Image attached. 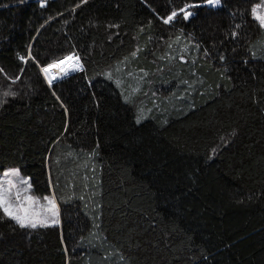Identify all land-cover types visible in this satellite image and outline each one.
Masks as SVG:
<instances>
[{"label":"trees","instance_id":"16d2710c","mask_svg":"<svg viewBox=\"0 0 264 264\" xmlns=\"http://www.w3.org/2000/svg\"><path fill=\"white\" fill-rule=\"evenodd\" d=\"M186 2L0 0V174L60 214L0 212V264H264V0Z\"/></svg>","mask_w":264,"mask_h":264},{"label":"snow or ice","instance_id":"6c2138e0","mask_svg":"<svg viewBox=\"0 0 264 264\" xmlns=\"http://www.w3.org/2000/svg\"><path fill=\"white\" fill-rule=\"evenodd\" d=\"M81 2L83 3L84 0H81ZM204 4L210 7H218L222 4V0H190V2H186L183 7L173 9L163 22L165 24L171 23L178 14H182L183 19L187 21L197 14L194 9ZM40 5L44 7L45 0H40ZM261 7H264V5H253L251 15L253 19L259 23V26L264 28V13L259 11ZM110 27H116V25H110ZM235 27L239 29L241 25L237 24ZM231 35L235 37L237 36V32L233 31ZM177 39H179V37H177ZM29 48H31V45ZM205 52L207 54V50H205ZM29 55H31L30 52ZM133 55H136V53H133ZM181 58L183 59V57ZM19 59L24 61L26 58L21 55ZM220 59L223 60L224 57L221 56ZM82 67L79 55L71 53L64 56L62 59L40 66V72L51 87L57 75H67L70 69L75 70ZM0 71H2V69H0ZM107 75L109 79L112 78L111 74ZM129 75H131V73H129ZM144 75L146 76L147 73L145 72ZM10 79L15 83L20 79V76L10 77ZM133 91H135V89H133ZM53 94L55 95V92ZM16 95L17 92L13 91L11 86H9L7 90L0 93V106L7 102L3 97H15ZM142 119L143 113L141 112V114L137 116L136 122L140 123ZM30 181L31 178L23 177L20 170L17 168L4 170L3 176L0 177V212L8 219L14 221L21 229H36L37 227L59 224L60 214L55 196L45 195L42 198L43 202H41L40 197L31 194L33 186Z\"/></svg>","mask_w":264,"mask_h":264},{"label":"rangeland","instance_id":"374dc122","mask_svg":"<svg viewBox=\"0 0 264 264\" xmlns=\"http://www.w3.org/2000/svg\"><path fill=\"white\" fill-rule=\"evenodd\" d=\"M73 1H74V4H75L76 6H79V5L83 4L86 0H84L83 3L81 2V0H73ZM21 52H22V55H25V57H28V52H27V51H21ZM77 70H79V69L72 70V71L69 72L67 75H69V74H71V73H73V72H76ZM67 75H61V76H59L58 78L54 79L53 82L56 81V80H58V79H61V78L65 77V76H67ZM46 82H47V81H46ZM47 84H48V83H47ZM2 176H3V173L0 174V177H2ZM41 202H43V200H41Z\"/></svg>","mask_w":264,"mask_h":264},{"label":"bare ground","instance_id":"6f19581e","mask_svg":"<svg viewBox=\"0 0 264 264\" xmlns=\"http://www.w3.org/2000/svg\"><path fill=\"white\" fill-rule=\"evenodd\" d=\"M54 71H55V70H54ZM71 71H72V69L69 70V72H71ZM69 72H68V73H69ZM59 76H61V75H57V78H58Z\"/></svg>","mask_w":264,"mask_h":264}]
</instances>
